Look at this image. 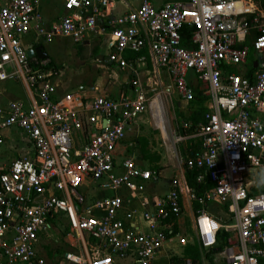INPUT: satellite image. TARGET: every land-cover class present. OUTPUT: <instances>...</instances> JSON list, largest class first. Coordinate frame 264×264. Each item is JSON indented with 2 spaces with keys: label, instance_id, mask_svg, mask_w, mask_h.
I'll list each match as a JSON object with an SVG mask.
<instances>
[{
  "label": "built area",
  "instance_id": "1",
  "mask_svg": "<svg viewBox=\"0 0 264 264\" xmlns=\"http://www.w3.org/2000/svg\"><path fill=\"white\" fill-rule=\"evenodd\" d=\"M123 1L136 6L108 21L113 39L108 60L132 70L123 52L146 47L185 101L193 99L192 72L209 102L197 129L176 139L198 142L185 166L200 171L198 181L205 176L212 184L207 196L225 207L228 219L221 222L199 212L194 241L200 256L194 261L181 256L173 264H205L222 230L231 234L217 251L223 264H264V193L249 191L251 173L264 170V21L245 0H175L159 6L151 0ZM35 3L0 2V81L23 75L34 97L29 105L20 100L0 104V145L10 128L21 130L28 144L27 154L0 165V264H45L38 243L53 239L52 225L61 216L69 219V233L81 245L89 240L99 244L90 254L65 253L69 262L112 264L110 255L121 254L136 264H156L170 232L167 222L182 209L175 181L152 205L141 202L145 231L134 228L133 214L124 211L120 195L89 192L86 203L80 191L90 185L95 190L127 188L134 199L141 182L157 179L155 171L134 158L117 161L114 155L127 126L149 105L146 90L135 78L131 96L58 94L48 61L29 64L20 42L34 29L45 40L63 35L80 43L99 30L97 20L111 0H64L65 14L47 32L38 25ZM184 26L191 28L192 46L181 43ZM251 53L255 59L261 54V63L247 74L233 71ZM189 196L196 199L192 192ZM179 243L186 245L184 238Z\"/></svg>",
  "mask_w": 264,
  "mask_h": 264
},
{
  "label": "crops",
  "instance_id": "2",
  "mask_svg": "<svg viewBox=\"0 0 264 264\" xmlns=\"http://www.w3.org/2000/svg\"><path fill=\"white\" fill-rule=\"evenodd\" d=\"M170 1H175V0H162L160 2L151 0L153 5L155 6H159L164 2H170ZM262 1L264 4V0ZM0 2H3V0H0ZM35 4L40 13V24L38 25L42 28L44 32H47L51 27V25L57 22L65 14V9L63 5L64 0H36ZM133 6H136L135 2H128L123 0H111V3L107 8V12L102 14V16L99 17L97 20V27L99 30L97 32L88 34L86 38L80 43H75L71 40V38L63 35H55L50 40H45L41 35H36L34 29H31L27 34H25L21 38L20 42L21 45L25 48V50L29 48H34L38 45L42 46L43 52L46 55L44 60L48 61L49 66L53 70L51 78L56 86L58 94H63L68 92H78L84 97L103 95L109 98H117L121 95L131 96L133 93L131 80L136 78L141 84L139 77L141 76L142 79L146 80L147 82L146 85H148V83L152 81L153 77L151 74H153V76L154 75H159L160 77L166 76L172 84V87L170 88L171 93L177 98L181 97L177 93L174 87L170 74L155 63L153 57L151 56V54L149 53L146 47L144 48L147 50L148 53L147 59L141 56L134 59L133 61H128L124 58V54H126L129 51L123 52L122 56L124 60L131 63L132 70H130L128 67H120L117 62H110L108 60V55L113 49V39L109 32L108 21L111 18H114L116 16L125 13ZM251 9H253L252 13L260 16L262 18V21H264V9H258L259 11H256L255 6L253 5H251ZM33 25H36L35 22H33ZM253 35L254 34L252 33L249 36V38L252 37ZM61 39H65V41L63 42L62 40V42H59L61 41ZM32 58L38 59L37 57H32ZM256 60L257 58L255 59L254 54L251 53L249 54L247 61L241 65L235 66L233 68V71L242 75L250 73L256 68L253 67V64L255 63ZM86 66H88L89 69L85 70ZM57 70L58 72H60V74L56 73ZM71 70L75 74L80 75L78 79V84L76 86L73 85L71 81L68 80V75L70 74ZM188 79L190 81V85L192 88L193 99L191 101H185L181 97L182 101L176 102L177 103L175 105L176 108L173 111L174 120L176 123V129L178 128L176 113L179 112L186 117L195 110L202 107L204 108V112H205L204 114H206L209 110V102L207 101V96L204 94L203 85L196 80L192 72L188 73ZM8 82H11V85L7 89L4 86ZM0 83H1L0 104H5L9 100H20L25 105H29L33 101L34 98L33 93L29 88L27 82L25 81L23 75L10 77L3 82L0 81ZM146 85L142 86L141 84V86L146 90V94H147L151 88H146L148 87ZM198 97L202 99L201 102L198 101ZM153 102L154 99H152V103ZM190 102H194V103L192 105H189L191 104ZM150 104L151 103L149 102L147 109L151 110ZM156 106L157 105L154 104V108L152 112V116H153L152 120L154 127L157 128V130L159 131L158 132L159 138L163 141V139H167V131L164 126L163 120L162 121L160 120V125L159 123H157L158 121L154 113V111H156L155 110ZM158 110L160 111L159 108ZM145 112L146 111H144V113ZM142 114L135 121H133L127 126L123 139L114 148V155L117 161H120L128 157H132L135 159L137 164H139L145 169H148L145 167L147 161H151V164L153 165L152 167H154L155 165L161 166V169L159 171L155 169L151 170L157 173V179L154 181L148 180L141 182L143 187L141 191L138 192L137 198L134 199L132 196L133 192H130V190L127 188H123V189L121 188L118 190H110V191L112 192L111 194L120 195L124 199L125 201L124 211L132 212L133 215L131 221L134 228L145 231L146 223L142 220L140 216V212L142 210L141 202L143 200H146L149 203L148 205H152L153 201H155L159 196H162L167 193L172 181L176 182L177 189L179 190L182 199L181 213L178 217L173 218L169 220V222H167V224H169L170 226V232L167 234L161 249L157 252L155 262L157 264L158 263L157 258L163 256L165 258L164 264H173L175 261L178 263L179 259H181V256L182 257L184 256V250L187 246L188 247H193V245L197 246V244L194 241L195 240L194 219L196 215L202 211L208 214L209 216H211L212 218L220 220V218L215 217L212 215V213H210L208 202L212 200L213 202L216 203L218 208H220L217 209L218 211L224 212L227 216L228 214L223 205L217 203L215 200L207 196V193L209 194L211 188L206 192H204V194L200 197H196L194 195L196 198L195 200L191 199L189 196L192 191L189 189V187L186 184L184 167H185L186 157L191 156V154L198 147V142L195 139L185 138L181 140L187 143V147L183 155L184 162L181 165L180 169L176 171L174 175H171L169 177H164L162 175L164 168L166 167L160 164L159 153L157 152L155 153L153 150L150 149L149 143L144 136L134 139L133 142L129 141L130 139L128 138V135H129L130 127L137 122V120L142 116ZM262 117L264 119V115ZM10 129H16V128H10ZM10 129L4 131L5 141L3 144L0 145L3 147L5 146L6 148L5 153L7 154L5 158L0 159V165L7 164L15 157L23 156L27 154L28 151L27 140L25 134L21 130L20 131L23 133L25 147H23L21 150L13 151V149L17 145V141L11 140L9 135L7 134ZM177 135L180 134L177 133ZM125 141H129L128 144H126ZM144 143H146L144 149L147 150L150 155H152L150 159L154 161L150 160L149 158L143 157L142 145ZM153 157H156L157 160L153 159ZM178 172L182 175V184H179V182L177 181L176 174ZM261 172L262 171L258 170L256 172L251 173L252 182H250L251 185L249 186L250 193L253 192V190L257 191L258 189H259L258 192L255 194L264 193V182H262L264 181V177L261 176ZM162 178H166L165 184H167V187L165 189H162L160 186L158 187L157 185L159 184V181L162 180ZM204 179L207 180V178L204 176V178L201 181H203ZM68 237L73 238V236L71 235H68ZM180 238L185 239L186 245H181L179 243ZM76 241L78 240L76 239ZM79 245L84 250L82 251V253H74V254H79V255L80 254L83 255V253L84 255L90 254L87 251V247L89 245L88 242H86L85 245H81L80 243ZM215 251L217 252L219 250L215 248ZM199 256H200V250H199ZM110 257L112 264H122L121 263L122 260L125 259L129 261L128 264H136L134 262V259L128 255L112 254L110 255Z\"/></svg>",
  "mask_w": 264,
  "mask_h": 264
},
{
  "label": "rangeland",
  "instance_id": "3",
  "mask_svg": "<svg viewBox=\"0 0 264 264\" xmlns=\"http://www.w3.org/2000/svg\"><path fill=\"white\" fill-rule=\"evenodd\" d=\"M156 2H160L162 0H155ZM246 5H253L255 6V10L259 11L258 9H264V4L262 0H245ZM155 2V4H156ZM65 41V39H61L59 42ZM64 44V43H62ZM65 46V45H64ZM90 62V61H89ZM56 68V67H55ZM89 69L88 66H86L87 70ZM56 70V69H55ZM56 73H59L58 70ZM55 73V74H56ZM152 75V81H150L147 84L145 79H142L140 77V82L142 86H148L146 88H151L150 91L147 93V97L149 102L151 103V110L147 109L144 114L137 120L135 124H133L130 127L128 138L130 139V142H133L134 139L140 138L141 136H144L148 143L151 150H153L155 153H159L160 156V164L164 165V171L162 175L164 177H169L171 175H174L176 171H178L181 167V165L184 162V152L187 147V143L185 141H177L176 137L177 135V129H176V123L174 120V114L173 111L176 108V102L182 101L181 97H175L171 91L170 88L172 87V84L170 80L165 76H159V75ZM79 74H75L72 70L70 71V74L68 75V80L71 81L73 85L78 84ZM149 76V75H148ZM138 77V76H137ZM11 82H8L5 84V88L8 89L10 87ZM130 85V83H129ZM1 87V83H0ZM74 87V86H73ZM78 91V90H76ZM152 99H154V102L152 103ZM192 105L194 102H190ZM154 104L156 106V111L158 113V119L157 123L160 125V120H163L164 126L167 131V139H163V141L159 138L158 130L153 125L152 120V112L154 108ZM160 109V111L158 110ZM162 115V118H161ZM174 130V131H173ZM11 140H16L17 145L13 149V151L21 150L24 146V138L23 133L20 130L17 129H10L7 133ZM129 141H125L126 144H128ZM6 148L5 146H0V159H3L6 157ZM153 165L151 164V161H147L145 167L151 170V167ZM168 168V169H167ZM177 181L179 184H182V175L178 172L176 174ZM165 179L162 178V180L159 181L158 187L160 186L162 189H165L167 187V184H165ZM80 191L83 193V196H85L86 203L90 202V199H88V194L91 192L92 194H95L96 196H103V195H110L112 192L107 189H99L95 190L91 185L89 187H81ZM209 204V211L212 213L213 216L220 218L221 222H225L228 219V216L224 212H220L217 209L218 206L215 202L212 200L208 202ZM69 219L66 216H61L58 218L56 222L52 225V235L53 239H49L48 237L42 239L38 243V253L39 255L44 259L45 264H74L69 262L65 258V253L71 252V253H82L84 249L79 245L78 241H76V236L74 233L71 234L72 237H68L70 235L69 233ZM231 235V234H229ZM89 245L87 247V251L91 253L93 247H98V243L95 241H88ZM206 261V260H205ZM157 264H164L165 258L159 257L157 258ZM223 264L224 260L222 259L221 255L217 254V252L213 251L207 254V261L205 264ZM122 264H128L129 261L127 259L122 260ZM200 264H203L200 262Z\"/></svg>",
  "mask_w": 264,
  "mask_h": 264
},
{
  "label": "trees",
  "instance_id": "4",
  "mask_svg": "<svg viewBox=\"0 0 264 264\" xmlns=\"http://www.w3.org/2000/svg\"><path fill=\"white\" fill-rule=\"evenodd\" d=\"M190 38H191V28L184 26L181 30V43L183 45L186 46H192V43H190ZM143 56L144 58L147 59L148 57V53L147 50L144 48L141 51L134 53V52H127L126 54H124V58L128 61H133L134 59ZM28 63L31 64L32 66H34L35 61H37V59H33V58H28L27 59ZM34 68V67H33ZM198 101H202V99L200 97H198ZM199 102V103H200ZM204 108H199L197 110H195L194 112H192L191 114H189L188 116H183L181 113H176V120L178 123V133L180 135H185V134H190L192 132H194L197 129V126L199 123L203 122V118H204ZM185 125V126H184ZM145 144L144 143L142 146V154L144 158H151L152 155L149 154V152L147 150H145ZM153 159L157 160L156 157H153ZM152 160V159H150ZM154 161V160H152ZM155 169L157 171H159L161 169V166H154L151 167V170ZM200 174V171L197 169H188L186 166L184 167V175H185V181L187 186L189 187V189L192 191V193L196 196V197H200L204 194V192H206L207 190H209L210 188H212V184L210 182H208L206 179H204L203 181H198L197 177ZM259 190V189H258ZM258 190H253V192H251L252 194H255L258 192ZM197 206V204H196ZM229 236V234L225 231H220L217 234V244H216V249L221 250L222 247L224 246V244L226 243V239ZM184 258H189L192 261L197 260L199 258V250L197 248V246L193 245V247H186L184 250ZM183 258V259H184ZM182 259H179V261Z\"/></svg>",
  "mask_w": 264,
  "mask_h": 264
},
{
  "label": "water",
  "instance_id": "5",
  "mask_svg": "<svg viewBox=\"0 0 264 264\" xmlns=\"http://www.w3.org/2000/svg\"><path fill=\"white\" fill-rule=\"evenodd\" d=\"M26 55L29 58L37 57L39 60L45 58V53L43 52L42 46L38 45L34 48H29L26 50ZM261 63V54L257 55V60L253 64V67H257Z\"/></svg>",
  "mask_w": 264,
  "mask_h": 264
},
{
  "label": "bare ground",
  "instance_id": "6",
  "mask_svg": "<svg viewBox=\"0 0 264 264\" xmlns=\"http://www.w3.org/2000/svg\"><path fill=\"white\" fill-rule=\"evenodd\" d=\"M238 6H240V4H238ZM154 113H155L156 119H158V113H157V111H154Z\"/></svg>",
  "mask_w": 264,
  "mask_h": 264
},
{
  "label": "clouds",
  "instance_id": "7",
  "mask_svg": "<svg viewBox=\"0 0 264 264\" xmlns=\"http://www.w3.org/2000/svg\"><path fill=\"white\" fill-rule=\"evenodd\" d=\"M261 176L264 177V170H262ZM262 182H264V181H262Z\"/></svg>",
  "mask_w": 264,
  "mask_h": 264
}]
</instances>
